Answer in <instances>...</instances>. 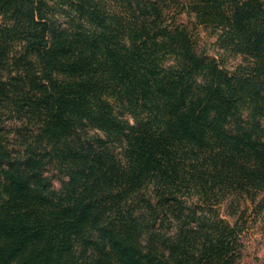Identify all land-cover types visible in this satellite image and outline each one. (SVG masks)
Here are the masks:
<instances>
[{
    "label": "trees",
    "instance_id": "trees-1",
    "mask_svg": "<svg viewBox=\"0 0 264 264\" xmlns=\"http://www.w3.org/2000/svg\"><path fill=\"white\" fill-rule=\"evenodd\" d=\"M251 206L264 0H0V264H239Z\"/></svg>",
    "mask_w": 264,
    "mask_h": 264
},
{
    "label": "rangeland",
    "instance_id": "rangeland-1",
    "mask_svg": "<svg viewBox=\"0 0 264 264\" xmlns=\"http://www.w3.org/2000/svg\"><path fill=\"white\" fill-rule=\"evenodd\" d=\"M176 22L188 26L193 31L200 49L219 58V54L222 53L215 45L216 35L202 26H197L194 18L187 12L178 14ZM224 61L229 69H233L242 61V58L227 54L224 56ZM13 122L7 121L5 123L6 131H10V139L15 137ZM221 215L231 223L235 221V217L229 214L226 204L221 206ZM244 217L246 224L241 238L242 255L239 264H264V210L260 212L255 210L254 206H251ZM98 253L97 248L92 247L84 252L81 247H77L74 254L79 264H94L99 255Z\"/></svg>",
    "mask_w": 264,
    "mask_h": 264
}]
</instances>
